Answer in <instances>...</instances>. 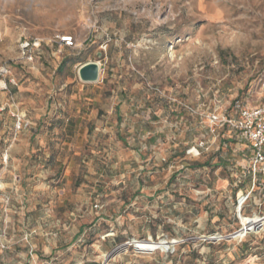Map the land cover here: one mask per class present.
Masks as SVG:
<instances>
[{
    "label": "rangeland",
    "instance_id": "374dc122",
    "mask_svg": "<svg viewBox=\"0 0 264 264\" xmlns=\"http://www.w3.org/2000/svg\"><path fill=\"white\" fill-rule=\"evenodd\" d=\"M85 61L99 81L79 79ZM4 65L0 264H264V230L227 237L264 213L263 198L239 215L249 157L206 117L264 104V0H0Z\"/></svg>",
    "mask_w": 264,
    "mask_h": 264
},
{
    "label": "built area",
    "instance_id": "2783aa9c",
    "mask_svg": "<svg viewBox=\"0 0 264 264\" xmlns=\"http://www.w3.org/2000/svg\"><path fill=\"white\" fill-rule=\"evenodd\" d=\"M57 43L61 46L75 47L76 40L72 35H63L58 38ZM37 47V43H31L29 41L24 42L22 45V58L25 62L33 64L35 62L34 50ZM15 83V79L11 77V70L8 66H2L0 68V86L2 83V89L7 90L8 83ZM5 109L4 106L0 107V112ZM208 122L211 126H217L222 129H227L229 137L235 142L239 153H245L249 157L247 166H242V178L249 176L250 185L247 188L240 187L237 193V203L239 208V215L244 206L251 199L252 195L257 189H260L263 194L262 198L258 199L257 204L262 205L264 198V104L257 106L244 105L240 100H235L232 104V109L229 112L217 113L210 112L206 115ZM31 125V121L25 117V115L17 114V130H23ZM229 139V140H230ZM210 146L207 141L200 140L191 145L186 153L191 156L199 157L202 153L208 151ZM8 154H3V162L7 163ZM241 183V180H239ZM237 185V182H235ZM99 207L98 204L95 205ZM258 215L254 213L253 216ZM252 216V217H253ZM261 221H258L246 229L244 225L227 237L237 238L236 233L243 231L242 237H246L251 233H259L264 229V214L259 215ZM220 238H223L220 236ZM135 242V241H134ZM137 248V247H136ZM139 249V248H137Z\"/></svg>",
    "mask_w": 264,
    "mask_h": 264
},
{
    "label": "crops",
    "instance_id": "0c3cea01",
    "mask_svg": "<svg viewBox=\"0 0 264 264\" xmlns=\"http://www.w3.org/2000/svg\"><path fill=\"white\" fill-rule=\"evenodd\" d=\"M125 103H129L128 101H122V100H118V102L115 103L116 105V117H117V121L120 122L122 121L124 115H126V113H122L125 106L128 107ZM132 107V105H131ZM84 120V117L81 116L78 112V114H73V115H70L66 118V129H67V132H77L79 130H81V123L83 122ZM78 125V126H77ZM78 127V129H77ZM235 144V142H234ZM126 156L127 158L128 157H132V158H135V160H138V158L135 156V154L133 153H126ZM131 164L132 163H129V164H125L124 166L126 167H131ZM143 167V166H141Z\"/></svg>",
    "mask_w": 264,
    "mask_h": 264
},
{
    "label": "water",
    "instance_id": "95a60500",
    "mask_svg": "<svg viewBox=\"0 0 264 264\" xmlns=\"http://www.w3.org/2000/svg\"><path fill=\"white\" fill-rule=\"evenodd\" d=\"M101 74V67L100 64L96 61H89L84 64H82L78 69V75L79 79L83 83H95L99 81ZM127 245L123 244L118 247H116L111 253L106 257V260L110 258L111 256L115 255L117 253V250L120 248H123ZM105 260V261H106Z\"/></svg>",
    "mask_w": 264,
    "mask_h": 264
},
{
    "label": "bare ground",
    "instance_id": "6f19581e",
    "mask_svg": "<svg viewBox=\"0 0 264 264\" xmlns=\"http://www.w3.org/2000/svg\"><path fill=\"white\" fill-rule=\"evenodd\" d=\"M241 219H242V213H241ZM261 221V220H260ZM254 222H252V224H253ZM244 226H245V228H247L248 226L244 223ZM159 244H162V242H159ZM136 245H138V248L139 249H144V250H153L155 247L153 246L154 245V243L152 242V241H141V242H139V243H136ZM167 244H164L163 246L165 247ZM141 246V247H140ZM123 248H120V249H118L117 250V252L118 251H120V250H122Z\"/></svg>",
    "mask_w": 264,
    "mask_h": 264
},
{
    "label": "trees",
    "instance_id": "16d2710c",
    "mask_svg": "<svg viewBox=\"0 0 264 264\" xmlns=\"http://www.w3.org/2000/svg\"><path fill=\"white\" fill-rule=\"evenodd\" d=\"M86 62V61H85ZM63 65H65V63L63 64ZM229 142L231 143V142H233L234 143V141L232 140V139H230L229 140ZM243 183V182H242ZM240 184V185H238L237 186V188L239 189L240 187H242V185L243 184ZM262 194H263V192L260 190V189H257L255 192H254V194L252 195V197H251V199L250 200H253L254 202H255V204H257V201H258V199H260V198H262L263 196H262ZM256 213V212H255ZM264 213H262V214H260V215H263ZM264 230V229H263ZM262 230V231H263ZM261 232V231H260ZM259 232V233H260ZM252 234H256V233H251V234H249V235H252Z\"/></svg>",
    "mask_w": 264,
    "mask_h": 264
}]
</instances>
